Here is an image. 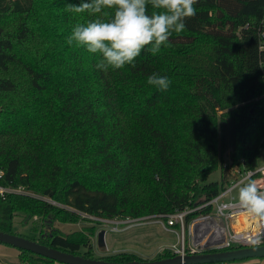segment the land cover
Segmentation results:
<instances>
[{
  "label": "trees",
  "instance_id": "obj_1",
  "mask_svg": "<svg viewBox=\"0 0 264 264\" xmlns=\"http://www.w3.org/2000/svg\"><path fill=\"white\" fill-rule=\"evenodd\" d=\"M81 2L0 0V186L24 191L0 195V230L86 257L144 259L95 256L93 226L66 234L55 223L168 214L220 193L225 152L233 164L259 165L264 0H198L171 47L155 56L146 47L135 68L107 72L67 43L77 23L112 12L66 10ZM152 73L170 78L168 90L147 83ZM15 213L33 219L31 235L15 230ZM19 250L21 264L56 262ZM163 250L155 258L176 255Z\"/></svg>",
  "mask_w": 264,
  "mask_h": 264
},
{
  "label": "clouds",
  "instance_id": "obj_2",
  "mask_svg": "<svg viewBox=\"0 0 264 264\" xmlns=\"http://www.w3.org/2000/svg\"><path fill=\"white\" fill-rule=\"evenodd\" d=\"M198 0H82L78 5L66 4L73 13H101L108 19H95L86 25L77 23L67 38L98 57L96 68L102 71L120 70L126 65L136 67L142 50L155 56L161 47H171L170 37L186 29V19L194 18ZM154 11L147 12V5ZM147 83L160 91L168 90L172 81L167 76L152 73ZM238 203L248 216L264 225V190L254 180L238 187Z\"/></svg>",
  "mask_w": 264,
  "mask_h": 264
},
{
  "label": "built area",
  "instance_id": "obj_3",
  "mask_svg": "<svg viewBox=\"0 0 264 264\" xmlns=\"http://www.w3.org/2000/svg\"><path fill=\"white\" fill-rule=\"evenodd\" d=\"M229 167L224 187L219 194L208 200H196L195 204L168 214H155L137 218L126 216L113 219V223H134L155 218L164 219L167 227H180V242L167 249L175 254H195L208 251L234 249L264 244V225L251 219L240 207L238 199L228 194L239 186L254 180L259 189L264 190V164L255 168H245L242 164L225 162ZM6 192H24L22 188L0 186V195ZM197 212V214L192 215ZM190 215H192L190 217ZM94 216V215H90ZM97 218V216H95ZM190 217V218H189ZM147 218V219H146ZM101 220L100 217H98ZM132 221V222H129ZM117 229V227H115Z\"/></svg>",
  "mask_w": 264,
  "mask_h": 264
},
{
  "label": "rangeland",
  "instance_id": "obj_4",
  "mask_svg": "<svg viewBox=\"0 0 264 264\" xmlns=\"http://www.w3.org/2000/svg\"><path fill=\"white\" fill-rule=\"evenodd\" d=\"M5 21L8 22V20ZM227 153L228 152L224 153L225 162H228L229 160ZM262 164H264V151H262V157L259 160V165ZM220 177L221 171L218 169L210 175L209 181L219 180ZM242 185L243 184H240L239 186ZM239 186H237L231 194L227 195V200L232 197L238 199ZM196 200H199V197ZM52 202L57 204L54 200H52ZM60 206L70 208L63 204H60ZM81 214L82 217L77 221H57L55 226L66 234L76 233L77 231H85L91 228L90 226H93L94 234L91 238L95 256L104 255L105 253L110 252H135L144 259H154L164 251L163 249L166 247H172L173 244L179 243L181 240V228L167 227L164 219L157 220L155 218H148L149 220H141L134 223L116 224L110 220L125 217H100L101 220H99L98 217L96 218L95 216H90L86 213ZM83 216H85V218H83ZM13 220L16 231L27 236L31 235L30 231L33 219L29 221L23 213H15ZM115 227H117V229H115ZM44 229L49 231V224H47ZM102 230H105L104 236L100 235ZM82 252H84V249H82ZM20 256L21 251L18 248L0 242V264H21ZM54 264L65 263L55 262ZM211 264H264V258H249L242 261Z\"/></svg>",
  "mask_w": 264,
  "mask_h": 264
},
{
  "label": "water",
  "instance_id": "obj_5",
  "mask_svg": "<svg viewBox=\"0 0 264 264\" xmlns=\"http://www.w3.org/2000/svg\"><path fill=\"white\" fill-rule=\"evenodd\" d=\"M102 236L105 230L100 232ZM0 242L18 249L29 250L33 253L65 264H211L231 262L249 258H264V244L234 249L208 251L195 254H176L155 259H135L129 261H114L101 257H86L59 248L48 246L29 237L0 230Z\"/></svg>",
  "mask_w": 264,
  "mask_h": 264
},
{
  "label": "crops",
  "instance_id": "obj_6",
  "mask_svg": "<svg viewBox=\"0 0 264 264\" xmlns=\"http://www.w3.org/2000/svg\"><path fill=\"white\" fill-rule=\"evenodd\" d=\"M166 248H168V247H166ZM109 254H113V253H105L104 255H100V256H105V255H109ZM137 254V253H136ZM141 257V256H140ZM57 263V262H56Z\"/></svg>",
  "mask_w": 264,
  "mask_h": 264
}]
</instances>
